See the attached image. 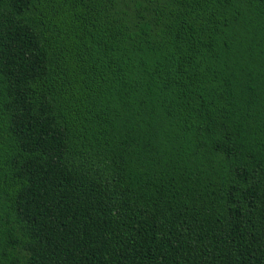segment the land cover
<instances>
[{
  "label": "trees",
  "instance_id": "1",
  "mask_svg": "<svg viewBox=\"0 0 264 264\" xmlns=\"http://www.w3.org/2000/svg\"><path fill=\"white\" fill-rule=\"evenodd\" d=\"M0 264H264V0H0Z\"/></svg>",
  "mask_w": 264,
  "mask_h": 264
}]
</instances>
